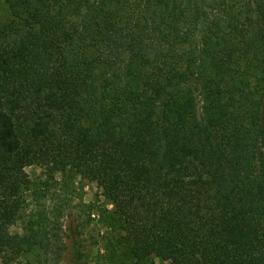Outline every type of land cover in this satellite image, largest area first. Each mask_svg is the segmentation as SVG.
<instances>
[{"label":"trees","instance_id":"obj_1","mask_svg":"<svg viewBox=\"0 0 264 264\" xmlns=\"http://www.w3.org/2000/svg\"><path fill=\"white\" fill-rule=\"evenodd\" d=\"M29 166L112 205L82 204L77 263L96 220L108 264H264V0H0V252L48 264Z\"/></svg>","mask_w":264,"mask_h":264},{"label":"rangeland","instance_id":"obj_2","mask_svg":"<svg viewBox=\"0 0 264 264\" xmlns=\"http://www.w3.org/2000/svg\"><path fill=\"white\" fill-rule=\"evenodd\" d=\"M26 170L36 186L43 188V197L38 204L54 220V225L51 222V227H55L54 231L69 243H67L69 245L67 253H64L59 261L53 252L44 253V256L49 258L48 264H80L76 262V256L69 250L72 245L71 238L68 239V236H76L73 230L75 224L86 221L87 212L82 204L100 200V203L107 208H111L112 205L102 195L96 181L69 171L60 172L55 179L51 180L38 166H29ZM35 205L37 201L28 195L25 208L21 209L16 220L9 227L11 233L23 234L26 231L29 214ZM81 238L85 244L83 248L85 254L80 260L82 264H108L104 262L100 254L99 226L96 220L90 222L86 228L84 227ZM35 259L36 255L33 253H19L13 249L0 252V264H34ZM153 261L154 264H171V261L162 260L156 256L153 257Z\"/></svg>","mask_w":264,"mask_h":264}]
</instances>
